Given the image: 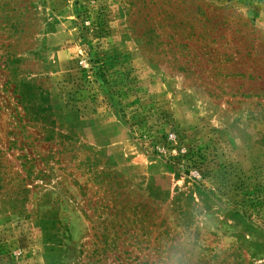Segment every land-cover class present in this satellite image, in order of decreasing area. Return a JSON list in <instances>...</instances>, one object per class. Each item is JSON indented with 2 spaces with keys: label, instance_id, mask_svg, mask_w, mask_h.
<instances>
[{
  "label": "rangeland",
  "instance_id": "374dc122",
  "mask_svg": "<svg viewBox=\"0 0 264 264\" xmlns=\"http://www.w3.org/2000/svg\"><path fill=\"white\" fill-rule=\"evenodd\" d=\"M178 250L264 264V0H0V264Z\"/></svg>",
  "mask_w": 264,
  "mask_h": 264
},
{
  "label": "clouds",
  "instance_id": "9594fccd",
  "mask_svg": "<svg viewBox=\"0 0 264 264\" xmlns=\"http://www.w3.org/2000/svg\"><path fill=\"white\" fill-rule=\"evenodd\" d=\"M191 246V241L187 240V243L183 248H188ZM165 264H189V259L185 251L178 250L170 252L166 258Z\"/></svg>",
  "mask_w": 264,
  "mask_h": 264
}]
</instances>
